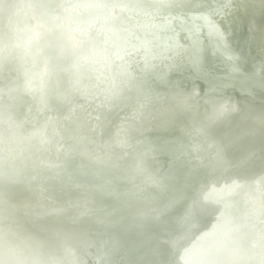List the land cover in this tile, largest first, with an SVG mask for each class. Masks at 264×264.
<instances>
[{
	"label": "water",
	"instance_id": "water-1",
	"mask_svg": "<svg viewBox=\"0 0 264 264\" xmlns=\"http://www.w3.org/2000/svg\"><path fill=\"white\" fill-rule=\"evenodd\" d=\"M69 1L0 0V261L264 264L262 7Z\"/></svg>",
	"mask_w": 264,
	"mask_h": 264
},
{
	"label": "bare ground",
	"instance_id": "bare-ground-1",
	"mask_svg": "<svg viewBox=\"0 0 264 264\" xmlns=\"http://www.w3.org/2000/svg\"><path fill=\"white\" fill-rule=\"evenodd\" d=\"M86 0H71L69 2H78V3H83L85 2ZM248 2V3H247ZM258 4L262 7L263 9V13H264V0H247L245 1V3L243 4L244 7L247 9H249L250 5L251 4ZM66 8L69 7V5L65 6ZM180 69L182 70H187L186 67L184 66H180ZM192 84V81L191 80H185L183 81L182 83L180 82V84H178V87H176V85H173L174 88H172L173 90H176V91H179V92H176V96H179L180 94H182V92H185L187 90H189V86ZM199 86H202L203 90L201 92V96H203L205 94V88H204V82H200L199 83ZM171 89V90H172ZM163 91H169L168 88H166L165 90ZM96 93L98 95L97 98H102V93L100 92V90H96ZM215 94L217 97H219L220 99H228V98H233L234 97V100L236 102L237 105H240L241 108H242V101H244L245 99H241L240 100V96L239 94L237 93V91H235V89H227V90H221V91H217L215 90ZM172 94H168L167 92L165 93V97L163 98L162 100V103H165L167 105H170V106H174L173 104V99L171 97ZM198 99H202V97H199ZM151 107V106H150ZM164 107V105H162V108ZM96 110V109H95ZM159 110V109H158ZM99 111V110H98ZM161 111V109H160ZM99 112H103V110L99 111ZM141 112L135 114V119L137 121H140L141 120ZM156 119H159L160 117L159 116H156L155 117ZM227 174V173H226ZM237 174H241V175H238V176H242V177H231L233 175H237ZM258 175V171L254 172V173H248V174H242L240 173L239 171L237 172H229V174L225 175L224 177L221 178V182L219 183L220 185H224V184H229L233 181H241L243 179H247V180H251L253 178H256V176ZM228 177H231V178H228ZM212 185H215L217 186L216 182H212L211 183ZM208 191V186H205L203 189H202V192L203 193H207ZM218 220L217 219V216L216 217H211V219H203V221H201V223L199 225H197L196 227H194L191 231V235L186 239V241L183 243V246H186L188 245L189 243H196V245H201L203 246V243H217V240L216 238V235H217V231H221L220 230V223L218 224ZM220 222V221H219ZM20 236V235H19ZM21 237V236H20ZM18 242L13 238V243H1L0 244V247L1 248H12V246H18ZM33 255H37L35 253V250H34V253L32 251V248L29 247V248H24V250L20 253V256L22 257H27L28 259V263L27 264H47V263H44L46 261H41L40 259V256L37 255V258L39 260H33L31 257ZM41 262V263H40ZM194 264H198L197 262H193Z\"/></svg>",
	"mask_w": 264,
	"mask_h": 264
},
{
	"label": "clouds",
	"instance_id": "clouds-1",
	"mask_svg": "<svg viewBox=\"0 0 264 264\" xmlns=\"http://www.w3.org/2000/svg\"><path fill=\"white\" fill-rule=\"evenodd\" d=\"M0 264H17V262L9 261V260H3V261H0Z\"/></svg>",
	"mask_w": 264,
	"mask_h": 264
}]
</instances>
